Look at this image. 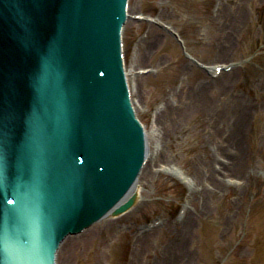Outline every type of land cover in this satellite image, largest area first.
<instances>
[{"label":"rangeland","instance_id":"374dc122","mask_svg":"<svg viewBox=\"0 0 264 264\" xmlns=\"http://www.w3.org/2000/svg\"><path fill=\"white\" fill-rule=\"evenodd\" d=\"M236 1L129 0L124 65L149 133L148 160L160 152L159 163L140 178L130 211L67 238L57 264H171L184 249L192 264H264V6L246 5L232 29L227 16ZM221 65L230 71L212 78L209 68ZM200 91L206 101L227 100L246 112L235 156L220 155L232 169L217 193L209 189L217 163L211 108L191 95ZM187 100L196 103L182 107ZM166 106L177 122L167 131L169 115L162 117L154 135Z\"/></svg>","mask_w":264,"mask_h":264},{"label":"water","instance_id":"95a60500","mask_svg":"<svg viewBox=\"0 0 264 264\" xmlns=\"http://www.w3.org/2000/svg\"><path fill=\"white\" fill-rule=\"evenodd\" d=\"M128 0H0V264L134 207L146 141L122 62ZM138 177V178H137Z\"/></svg>","mask_w":264,"mask_h":264},{"label":"bare ground","instance_id":"6f19581e","mask_svg":"<svg viewBox=\"0 0 264 264\" xmlns=\"http://www.w3.org/2000/svg\"><path fill=\"white\" fill-rule=\"evenodd\" d=\"M255 2L257 4H259L260 6H264V0H238V1H236V7H235L236 11H230V13L228 14L229 16H227L228 21L230 22V24H232L231 25L232 29H234V24L237 23V25H239L238 22L242 21V19L244 18L246 5H248L249 3H255ZM234 21H235V23H234ZM167 31L170 34H172L173 36L178 38V34L173 29H170V30L168 29ZM217 67H219V66H216L214 68H209V71H211V70L215 71V69ZM224 73H226V72H224ZM127 76H128V74H127ZM232 76L233 75H230V77H232ZM228 77L229 76H226V78H228ZM212 78H214V77H212ZM181 93H183V91ZM185 94L188 95V93H185ZM191 95L193 96V98H196V97L201 98L203 96V99H201L202 100L201 103L199 100V102L197 101L198 105L196 104L197 106L201 105L203 110H204V107H206V106H209L211 108L210 109L211 118H210L209 124H211V137H212V142H213V146H214V151L216 153V155L214 156L215 160H213V161H215L217 163L211 166V169L209 172V174H210L209 178H210V181H212L209 189H210L211 193H215V192L217 193L221 189L228 186V182L226 179L230 175L231 169H232L231 168L232 164L229 161L223 159V157H222V159H220V155L223 154V155H226L227 157L235 156L232 153V149H233V145L241 143V136H242L241 130L243 129L242 125L244 122V117H245L246 112L245 111L244 112H242V111L238 112V111L233 110V108L230 107V102L227 100L206 101L204 94L201 91L198 94L195 93V94H191ZM203 100H204V102H203ZM131 102L135 108V101H134L133 96H132ZM194 103H196V102L195 101L188 102V100H187L183 104L184 106H182V107H186V106L190 107L191 105H195ZM171 111H172V108L166 106L164 108V110L160 114H158V116L156 118V122L154 124L155 126H153V129H152L153 134L155 132L154 127H156V125H157L156 123L160 119H162V117L166 118L167 115H169L168 116L169 122L168 123L166 122V124H164V125H165L167 131L174 129V125L177 122L176 121L177 115H174ZM238 113H240V114H238ZM144 133H145V141H146V147H147V153H148L149 152V148H148L149 133L146 132V130ZM156 151H158V150H156ZM235 154H237V153H235ZM159 158H160V152L159 153L154 152L153 157H151L150 160H148L146 162V164L144 165V167L142 168L140 175H139V180L141 177H144V178L147 177V175L150 173L152 168H154L155 165H158ZM139 180L136 183V185L131 189V191L124 197V199L115 208H118L121 204H123L125 201H127L134 194L137 195L138 200H137L136 204L138 203V201L140 199V196H139L140 195V192H139L140 188L138 186ZM203 186H205V184ZM120 216H122V215H120ZM188 217L189 216H186L184 221H182V223H181V224H183V228H187L186 223L188 222V219H189ZM113 218H116V217L112 216V213L110 212L103 220H108V219H113ZM182 235L183 236H182L181 244L186 241V237H185L186 234L183 233ZM65 241H66V239L63 241L62 245L65 243ZM62 245H61V247H62ZM190 257H191L190 253H188L186 251V249H184L179 254V258H180V259H178L179 261L178 262H171V264H192L191 262H189Z\"/></svg>","mask_w":264,"mask_h":264}]
</instances>
